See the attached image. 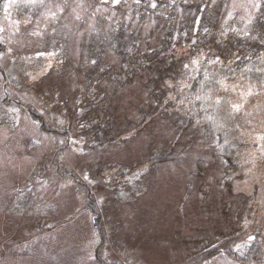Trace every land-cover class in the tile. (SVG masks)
Here are the masks:
<instances>
[{
    "label": "rangeland",
    "instance_id": "obj_1",
    "mask_svg": "<svg viewBox=\"0 0 264 264\" xmlns=\"http://www.w3.org/2000/svg\"><path fill=\"white\" fill-rule=\"evenodd\" d=\"M87 1L0 0V264H264V79L246 75L264 0L146 19L129 59L90 47L115 26L96 8L128 0ZM208 66L235 113L231 164L187 123Z\"/></svg>",
    "mask_w": 264,
    "mask_h": 264
},
{
    "label": "trees",
    "instance_id": "obj_2",
    "mask_svg": "<svg viewBox=\"0 0 264 264\" xmlns=\"http://www.w3.org/2000/svg\"><path fill=\"white\" fill-rule=\"evenodd\" d=\"M86 4H88V1ZM201 4L197 0H128L123 2L120 6L113 9L96 8L95 20L104 21L107 17L106 14H111L114 21H111L115 26L110 23H104L107 26L109 32H104L100 35L92 37L95 41L91 43V55L99 58L102 49H108L110 52H122L127 47L131 48L126 59L132 57L134 52L135 42L139 40L138 30L146 19L155 20V26H159L164 19H178L179 9L184 11L182 21L195 22L196 10L201 9ZM97 7L96 3L92 4V8ZM191 13L190 15H187ZM90 18V17H89ZM122 19H129V23L134 27L130 29L127 26L117 27L116 22H122ZM131 20V21H130ZM110 21V20H109ZM99 31L101 29H98ZM191 36V30L189 33ZM191 38V37H190ZM189 38V39H190ZM134 48V49H133ZM139 52L149 54L151 58H155L158 55V51L151 48H139ZM118 55V54H117ZM140 55V58H141ZM159 60H161L159 56ZM156 62V60H153ZM161 66H158L153 72H159L165 68L163 62ZM113 66V65H112ZM171 65L167 66L170 67ZM219 69V68H218ZM208 66L206 69L201 70L196 78L193 80L189 87L190 95L194 97L192 103L189 105L190 113L187 123H193L194 120H199L201 124L202 134L207 137L206 139H213L210 137H216L217 145L220 147L221 152L224 154V158L228 164L233 163V153L235 152L234 143L232 139L234 134V111L228 106L224 99L217 100L216 93L220 85L219 75L220 70ZM246 75L251 81H262L264 79V57L259 60H254L251 66L246 68ZM169 75L166 73L159 79L163 80ZM155 78V77H152ZM157 82V81H155ZM152 83V81H151ZM166 87H160L159 93L154 94V99L161 97L166 91ZM222 147V148H221Z\"/></svg>",
    "mask_w": 264,
    "mask_h": 264
},
{
    "label": "snow or ice",
    "instance_id": "obj_3",
    "mask_svg": "<svg viewBox=\"0 0 264 264\" xmlns=\"http://www.w3.org/2000/svg\"><path fill=\"white\" fill-rule=\"evenodd\" d=\"M114 2H115V0H114ZM250 239H251V237H250Z\"/></svg>",
    "mask_w": 264,
    "mask_h": 264
}]
</instances>
